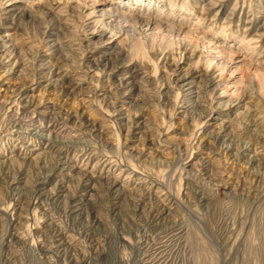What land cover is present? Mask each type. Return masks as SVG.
I'll list each match as a JSON object with an SVG mask.
<instances>
[{
    "label": "rangeland",
    "instance_id": "1",
    "mask_svg": "<svg viewBox=\"0 0 264 264\" xmlns=\"http://www.w3.org/2000/svg\"><path fill=\"white\" fill-rule=\"evenodd\" d=\"M101 1L0 0V264H264V0Z\"/></svg>",
    "mask_w": 264,
    "mask_h": 264
},
{
    "label": "bare ground",
    "instance_id": "2",
    "mask_svg": "<svg viewBox=\"0 0 264 264\" xmlns=\"http://www.w3.org/2000/svg\"><path fill=\"white\" fill-rule=\"evenodd\" d=\"M140 1V0H139ZM96 3H98V1L96 2ZM92 4H93V2H92ZM95 4V3H94ZM107 3H106V0H102L101 2H100V4H98L97 5V7L98 8H100V9H106L107 8ZM111 4V3H110ZM126 4V3H125ZM120 6H122L123 8H119V7H114V8H112V12L110 11V13H112L110 16H111V19H115V18H117V17H121L122 19H124L125 20V22H130V21H132V19L133 18H137V19H139V21H141V22H144L146 25L145 26H155L157 23H160L159 21H157V20H155L150 14H148V13H145L144 11H142V10H140V9H138L139 11L138 12H135V11H132L131 10V7H129V5L127 6V5H120ZM96 7V6H95ZM134 8V7H133ZM136 8V7H135ZM110 9V8H109ZM99 10V9H98ZM104 12V11H103ZM134 21V20H133ZM167 23V21L165 22V24ZM160 25H162V24H160ZM157 26V25H156ZM159 26V25H158ZM157 26V27H158ZM166 26L168 27L169 25H167L166 24ZM165 27V26H164ZM159 28V27H158ZM162 28V27H161ZM151 29H153V28H151ZM166 29V28H165ZM164 29V30H165ZM169 30H171V28L170 29H167V31H169ZM212 69V68H211ZM210 69V70H211ZM209 70V71H210ZM128 74V73H127ZM215 74V72L213 71L210 75H212L213 76V81H212V83H211V85H213V89H212V92L214 93V95L216 94V105H215V110H216V113H218V115H220L222 112H224V110H226V112H234V110L235 109H237L238 107H240V105H241V103L239 102V100H230V101H226V102H221L220 100H221V96H222V93L221 92H218V90L220 89V84H219V82H216V80H215V82H214V78L216 79H218L221 75H214ZM130 75V74H129ZM126 76V75H125ZM184 76V75H183ZM192 75L190 74V75H186V77L184 78V79H182L181 80V85L182 86H184V87H186V86H189L190 85V81H191V79H192V77H191ZM122 77V76H121ZM120 80H121V78H120ZM126 80H128V79H126ZM125 80V81H126ZM211 81V80H210ZM130 83H131V81H130ZM64 85V84H63ZM68 85H69V83H68ZM65 87V86H64ZM64 87H62V88H64ZM183 87V88H184ZM29 100V99H28ZM31 100V99H30ZM32 102H34V101H32ZM27 103V102H26ZM26 103H23V104H26ZM36 103V104H35ZM34 103V105L35 106H33L34 107V110L36 111H38V113L37 114H40V115H42V114H44V113H46V112H48V111H45V109H47L46 107H43V106H39V104H38V102H35ZM41 103V102H40ZM32 104V103H31ZM46 106H49V105H46ZM22 107H24V106H22ZM32 107V108H33ZM55 107V106H54ZM51 108V107H50ZM33 110V109H32ZM23 111V110H22ZM21 112V111H20ZM26 112V111H25ZM54 112V111H53ZM28 113H30V112H28ZM27 113V114H28ZM22 114H23V112H22ZM54 114V113H53ZM52 114V115H53ZM29 115V114H28ZM27 115V116H28ZM30 115H31V113H30ZM56 115V114H55ZM55 115H53V116H55ZM66 115V114H65ZM64 115V116H65ZM26 116V115H25ZM31 116H33V115H31ZM35 116V115H34ZM59 116V115H58ZM23 117V119H25L24 118V116H22ZM21 117V118H22ZM38 117H39V115H38ZM41 118H43L42 116H40ZM57 117V116H56ZM67 117V116H66ZM85 117V116H84ZM217 117V116H216ZM26 118H28V117H26ZM31 118H33V117H31ZM58 118V117H57ZM69 118H70V116H69ZM22 119V120H23ZM28 119H30V118H28ZM54 119H56L55 117H54ZM57 120V119H56ZM211 120H212V118H211ZM50 121V120H49ZM61 121V120H60ZM88 121V120H87ZM32 122V121H31ZM72 122V121H71ZM86 122V121H85ZM96 122V121H95ZM17 123V122H16ZM47 123V122H46ZM65 123V122H64ZM94 123V122H93ZM92 123V124H93ZM211 123V122H210ZM27 124V123H26ZM54 124V123H53ZM57 124V123H56ZM55 124V125H56ZM82 124V123H81ZM260 124H262V123H260ZM14 125H16V124H14ZM22 125V124H21ZM44 125V124H43ZM49 125V124H48ZM68 125V123H66V126ZM88 125V124H87ZM99 125V124H98ZM18 126V125H17ZM32 126V125H31ZM35 126V125H34ZM36 126H38L37 125V123H36ZM63 127H64V125H62ZM86 126V125H85ZM88 127V126H87ZM18 128V127H17ZM16 128V129H17ZM21 128V127H20ZM23 128V127H22ZM21 128V129H22ZM26 128H28V127H26ZM39 128H42V126L40 127L39 126ZM89 128V127H88ZM13 129H15L14 128V126H13ZM19 129V128H18ZM44 129V128H43ZM42 129V130H43ZM51 129V128H50ZM93 129V128H92ZM23 130V129H22ZM28 130V129H27ZM30 130V129H29ZM28 130V131H29ZM32 130H34V129H32ZM54 130H56V129H54ZM94 130V129H93ZM14 131V130H13ZM17 131V130H16ZM27 131V132H28ZM36 131H37V129H36ZM64 131V130H63ZM19 132V131H18ZM18 132H16L15 133V135H17V134H19ZM21 132H24V131H21ZM31 132V131H30ZM34 132V131H33ZM32 132V133H33ZM56 132V131H55ZM29 133V132H28ZM10 134V133H9ZM35 134L37 135V132H35ZM41 134V133H40ZM47 134V133H46ZM5 135V134H4ZM43 135V134H42ZM21 136V135H20ZM19 136V137H20ZM41 136V135H40ZM40 136H39V138H40ZM44 136V135H43ZM50 136V135H49ZM6 137V136H5ZM37 137V136H36ZM42 137V136H41ZM18 138V137H17ZM47 138V137H46ZM23 139V138H22ZM26 140V139H25ZM22 143V142H21ZM19 145V144H18ZM21 145V144H20ZM24 145V144H23ZM14 147V146H13ZM25 147V146H24ZM32 147V146H31ZM52 147H53V145H52ZM54 148H57V147H54ZM25 149V148H24ZM55 150V149H54ZM61 150V149H60ZM247 151L249 150V149H246ZM14 151V150H13ZM33 151V150H32ZM256 151V150H255ZM61 153V152H60ZM19 154V153H18ZM37 154V153H36ZM38 154H39V152H38ZM68 154V153H67ZM257 154V153H256ZM255 154V156L254 155H252V158L253 159H256L257 161H262V160H264V158H263V156L262 155H260V154H257L256 155ZM30 155V154H29ZM59 156V155H58ZM62 156V155H61ZM88 156H90V155H88ZM87 156V160H90V158ZM2 157H4V156H2ZM10 157V156H9ZM28 158V157H27ZM26 159V158H25ZM56 159V158H55ZM251 159V158H250ZM1 160V159H0ZM58 160H60V163L59 162H57V164L59 163V165L58 166H56L60 171H62V175H63V173L64 172H68V171H70V170H72V169H75L76 168V164H70L69 162H72L73 161V159L70 161V160H68L67 158H66V156H65V159H63V158H61L60 159V157H59V159ZM85 162V161H84ZM1 164V163H0ZM86 165H83V167H80L79 169L81 170V171H83V173L89 178V179H94V178H99V179H101V178H103V177H106L107 176V174H109L110 173V171H111V163L109 164V161L107 160V159H103V158H99L97 161H96V163L94 164V166L93 167H89V165L87 166V163H85ZM54 165V164H53ZM52 165V166H53ZM55 166H54V168H55ZM56 168V169H57ZM78 168V167H77ZM52 169V168H51ZM203 169L206 171V170H208V165H204V167H203ZM54 170V169H53ZM50 172V171H49ZM50 174V173H49ZM65 174V173H64ZM82 174V173H81ZM51 175V174H50ZM82 176V175H81ZM87 178V179H88ZM129 177H126L125 176V178H124V181H122V182H120V186H121V188H122V190H124V191H131L132 189H134V188H130L129 187V184H128V181H126L127 179H128ZM98 179V180H99ZM104 179H106V178H104ZM85 181V180H84ZM113 182L115 183V184H117V179L115 178L114 180H113ZM86 183V182H85ZM136 185H138L139 187H141V185H143V182L142 181H140V180H137L136 181ZM135 185V186H136ZM135 188H137V186L135 187ZM158 188V187H157ZM118 189V188H117ZM153 189V188H152ZM146 190H148V192L149 193H152V195H154V197L156 198V200L158 201V203H162L161 205L162 206H164L165 207V209H169L168 208V206H166V199H162L161 197H162V195H160V194H157V192H155V190H151V188H147ZM158 191V190H157ZM148 195H150V194H148ZM163 197H164V194H163ZM165 202V203H164ZM169 205V204H168ZM164 209V210H165ZM163 213H161L160 215H162ZM157 217V216H156Z\"/></svg>",
    "mask_w": 264,
    "mask_h": 264
}]
</instances>
